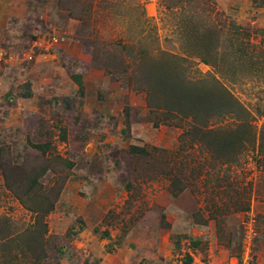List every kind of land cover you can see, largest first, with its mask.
<instances>
[{"label": "rangeland", "instance_id": "1", "mask_svg": "<svg viewBox=\"0 0 264 264\" xmlns=\"http://www.w3.org/2000/svg\"><path fill=\"white\" fill-rule=\"evenodd\" d=\"M10 7L0 264H264V0Z\"/></svg>", "mask_w": 264, "mask_h": 264}, {"label": "built area", "instance_id": "2", "mask_svg": "<svg viewBox=\"0 0 264 264\" xmlns=\"http://www.w3.org/2000/svg\"><path fill=\"white\" fill-rule=\"evenodd\" d=\"M252 247L253 232L251 231L246 237L244 253L240 259H236V264H253Z\"/></svg>", "mask_w": 264, "mask_h": 264}, {"label": "trees", "instance_id": "3", "mask_svg": "<svg viewBox=\"0 0 264 264\" xmlns=\"http://www.w3.org/2000/svg\"><path fill=\"white\" fill-rule=\"evenodd\" d=\"M225 104L222 102V106H224ZM236 106L238 107V111L239 109H241V107L236 103ZM236 106H235V103H231L229 106H228V109H227V114H236L237 113V109H236ZM242 110V109H241ZM240 112V111H239ZM135 152L137 153H141L143 152V149H134Z\"/></svg>", "mask_w": 264, "mask_h": 264}, {"label": "crops", "instance_id": "4", "mask_svg": "<svg viewBox=\"0 0 264 264\" xmlns=\"http://www.w3.org/2000/svg\"><path fill=\"white\" fill-rule=\"evenodd\" d=\"M7 1L3 2L2 0H0V12L5 11V10L8 12L10 10L11 8L10 6L12 2H14V0H7Z\"/></svg>", "mask_w": 264, "mask_h": 264}]
</instances>
